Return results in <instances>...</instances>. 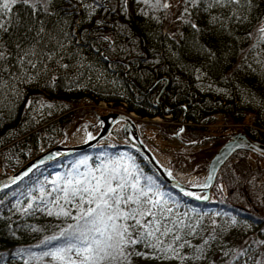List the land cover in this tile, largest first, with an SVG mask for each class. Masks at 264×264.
Returning <instances> with one entry per match:
<instances>
[{
    "label": "trees",
    "instance_id": "obj_1",
    "mask_svg": "<svg viewBox=\"0 0 264 264\" xmlns=\"http://www.w3.org/2000/svg\"><path fill=\"white\" fill-rule=\"evenodd\" d=\"M85 2L92 3L93 0ZM102 2L109 9L115 8V11L105 12L101 7L89 18L79 0H55L54 9L60 15L48 18V27L52 28L63 17L70 21L67 25H61L64 31L74 32V35L70 34L66 38L63 62L70 65L82 64L84 67L79 68L78 72L70 68L65 73L53 64L56 74L61 76L54 87L24 86L26 98L43 97L57 106L51 110L45 109L42 117L36 115L35 120H32L35 113L25 109L26 100L18 101L10 114L7 109L4 110L0 116V164L4 174H0V178L19 170L32 157L29 156L31 150L35 152V157L43 152L39 150L40 146V149H47L57 144L64 137L67 127L77 119L88 114H97L95 104L100 101L111 102L127 113L134 112L139 124L144 117H162L171 113L176 116L183 113L185 121L193 122L198 128L188 126L177 137L163 130L164 134L176 138L183 145L180 149H158L166 153L190 155L192 160L198 159L203 153L211 156L212 149L219 142L223 143L239 131H244L251 139L264 143V73L256 64H253V68L257 69L255 72L246 67H237L243 63L244 51L254 42L253 39L244 37L258 24L256 17L264 15V0H256L259 7L253 10L251 23H231L229 31L213 29L207 23L206 13L193 12L192 19L202 29H206L198 37L200 44L211 48L216 54V58L212 60L192 47L193 30L176 20L183 10L182 7L177 11L170 9L171 15L167 19L163 12L155 13L161 20L157 23L151 18L153 13L148 17L139 14V9L144 6L136 3V0H128L126 14L121 9L123 0ZM14 11L21 12L22 6L16 5ZM213 11L215 14L224 11L227 15L226 10ZM69 12L71 15H68ZM97 21L103 23L98 25ZM122 25L127 26L129 35L123 34ZM170 27L175 32L174 39L169 37L172 33ZM105 36L110 40L98 38ZM129 37L134 38L136 43ZM4 40H8L7 35ZM169 46L177 53L176 56L170 55ZM261 47L264 48V45ZM9 51L14 49L9 46ZM156 59L160 62L153 63ZM193 68H199L207 75L198 80V74L193 72ZM66 76L79 78L74 82L65 79ZM208 85L212 87L209 88ZM238 85L247 89L256 99L257 105L247 106L242 103L236 91ZM216 89L226 90L229 95L223 96ZM80 102L93 106L72 109L73 104ZM48 111L52 114L47 115ZM215 114H221L224 120L233 123L241 122L245 116H253L252 122L256 129L221 128L214 133L217 137L210 141L203 139L204 134L200 133L203 128L201 124L212 121ZM142 126L140 124V128ZM114 134L117 139L125 140V143L101 140L86 150L65 155L35 168L14 185L0 191V254H3L0 256V264H24L27 256L13 255L21 248L30 249L40 256L48 249L43 245L35 246L45 236L57 234L60 228L73 223L70 219L48 216L40 211L22 217L16 212L14 205L19 203L25 206L29 201V193L38 196L41 187L46 191L51 190L53 180L72 171L86 157L91 167L99 165L101 160L120 156L128 162L130 157L141 175L142 185L149 183L147 178L150 177L154 192L163 196L166 206L173 208L174 215L183 217L187 214L193 219L203 217L206 226H210L213 220L221 225L230 223L231 217H236L237 225L223 237L229 247L241 246L244 240L253 238L264 240V157L260 154L249 149L235 151L218 171L210 197L203 200L185 195L168 185L147 158L128 145L122 129ZM142 140L153 143L144 133ZM80 170L83 171L84 167L81 166ZM25 224L41 231L25 228ZM208 230H211L210 227ZM13 231L15 235H12ZM56 243L53 242V245ZM192 243L199 244L200 240L192 239ZM137 250H141L139 245ZM260 250L264 251V247ZM189 251L188 248L184 249V252ZM207 255L208 260L197 264H209V261L224 264L216 245H213ZM29 264H51V259L43 257L39 262L29 260ZM131 264L179 262L133 256ZM186 264H192V261Z\"/></svg>",
    "mask_w": 264,
    "mask_h": 264
},
{
    "label": "snow or ice",
    "instance_id": "obj_2",
    "mask_svg": "<svg viewBox=\"0 0 264 264\" xmlns=\"http://www.w3.org/2000/svg\"><path fill=\"white\" fill-rule=\"evenodd\" d=\"M79 3L89 18L101 7L105 12L115 11V8L106 7L102 0H93L92 4L79 0ZM136 3L144 6L139 9V14L148 17L153 13L151 18L157 23L161 20L155 13L163 12L165 19L171 15L170 0H136ZM54 4L55 0H0V116L5 109L10 114L18 101L26 100L25 109L35 113L32 120H35L36 115L42 117L45 109L51 110L57 106L43 97L26 98L24 86L54 87L61 76L56 74L53 64L65 73L70 68L78 72L79 68L84 67L82 64L63 62L66 38L70 34L74 35V32L64 31L61 25H67L70 21L63 17L52 28L48 27V18L60 15L54 9ZM16 5L22 6L21 12L14 11ZM177 6H182L183 10L176 20L193 30L192 47L209 60L215 59L216 54L211 48L200 44L198 37L206 29H202L192 19L193 12L206 13L207 23L213 29L229 31L231 23H251L253 10L259 7L256 0H178ZM121 9L127 13L128 0H123ZM214 9L226 10L227 15L224 11L215 14ZM256 19L258 24L244 37L254 42L244 51L243 63L237 67H246L255 72L257 69L253 68V64H256L264 73V48L261 47L264 45V15ZM102 23L97 21L98 25ZM121 28L124 35H129L126 25ZM5 35L8 36L7 41L4 40ZM180 35L183 38V33ZM169 37L174 39L175 33H170ZM98 38L110 40L106 36ZM129 38L136 43L134 38ZM176 43L179 44V41ZM9 46L14 51H9ZM169 53L171 56L177 55L170 46ZM159 62V59L153 61ZM193 72L198 74V80L207 75L199 68H193ZM64 78L75 82L79 77ZM51 114V111L47 112V115ZM179 131L183 132L184 129ZM89 139H92L91 133ZM81 166L84 167L83 171L80 170ZM24 175H28V172ZM211 179L209 176L208 180ZM147 180L149 183L142 185L141 175L130 157L128 162L123 156L101 160L96 167L88 165L87 157L80 160L72 171L51 182V190L46 191L41 187L38 196L29 193V201L25 206L19 203L14 205L22 217L40 211L48 216L70 219L73 223L60 228L57 234L45 236L35 246L47 247L48 250L40 256L30 249L21 248L13 254L14 257L27 256L24 264H29V260L39 262L43 257H50L51 264H131L133 256L177 260L179 264L192 261V264H197L208 260V252L216 245L224 264H264V251L260 250L264 247V240H244L241 246L235 247H229L224 241L223 237L237 225L236 217H231L230 223L221 225L213 220L210 226H206L203 217L193 219L187 214L183 217L174 215L173 208L166 206L163 196L154 192L151 178ZM184 194L196 199H208L207 196L192 192ZM24 227L41 231L27 224ZM12 235H15V231ZM192 239H199L200 243L193 244ZM53 242L57 243L53 245ZM138 245L141 250H137ZM185 248L190 251L184 252ZM209 264H215V261H209Z\"/></svg>",
    "mask_w": 264,
    "mask_h": 264
},
{
    "label": "rangeland",
    "instance_id": "obj_3",
    "mask_svg": "<svg viewBox=\"0 0 264 264\" xmlns=\"http://www.w3.org/2000/svg\"><path fill=\"white\" fill-rule=\"evenodd\" d=\"M170 2L172 4V8H171L172 10L177 11L179 8L182 7V6L181 7L177 6L178 0H170ZM89 4H92V3L90 2ZM170 30L172 33H175L171 27H170ZM236 91H237V93H238L243 104H245L247 106L257 105L256 99L249 94V92L247 91L246 88L238 85V86H236ZM219 92L223 93L222 94L223 96L229 95V92L226 90L219 91ZM95 105H96V109L98 110L97 114H95V115H89L88 114L84 118L77 119L75 122H73L72 124H70L67 127V129L64 133V137L60 138V141L57 144H54L50 148H47V149H44V148L40 149V147H42V146H40L39 150H43V152L39 153L38 155L46 152L47 150H49V149H51L57 145L73 146V145H77V144H82V143L88 141L89 133H91L92 138H94L99 133V131L101 130L102 124L98 123L99 117L103 116V115L110 114V113L127 114L128 116H130L133 119L134 123L136 124V127L139 131L140 138L142 139V136L144 133V134H146V136L150 140H152L153 143L145 142V141H143V142L145 144L150 145L151 147H153L155 150L161 152L162 154H166L168 156L167 157V164H169L170 166L176 167V168L188 167V169L191 170L192 172H199V171L204 170L206 168L209 169L211 159L214 157L216 152L223 146V144L231 138L230 137L229 139H226V141H224L223 143L219 142L216 145L215 149H212L213 154L211 156H207L205 153H203V155L201 157H199L198 159L192 160L191 158H189V157H191L190 155L187 156L186 154L166 153V152H163V151L158 149V147H160L162 149H167V150L180 149L183 145V143L182 142L179 143L176 138L169 137V135L164 134L163 130L166 132H170V133L174 134V136L177 137V136H179V133H180L179 130L181 128H183L184 130L187 129L188 126L198 128V127H196V125H194L193 122L185 121V117H184L185 115L183 113L176 115V116L171 113L168 115L166 114L162 117L161 116H156V117H152V118L144 117V118H142V120H140L141 126L143 125L140 128V124L138 122H136V119H138L137 115L134 112L127 113L122 108L116 107L115 105H113V103L106 102V101H100ZM92 106H93L92 104H87L86 102H80L78 104H73L72 109L85 108V107L91 108ZM252 119H253V116H249V117L245 116L241 122L233 123L231 121L224 120L223 115L215 114L212 121H209L206 123L204 122L201 124V126L203 128H202V130H200V133L204 134L203 139H207V140L209 139V141H210V140H212L213 137H217V136H214V133L217 130L219 131V129H221V128L222 129L223 128H225V129L226 128L227 129H229V128H240L243 130L244 129H253L254 130V129H256V127L254 126ZM120 121H122V122L117 124ZM124 124H125L124 121L119 119L116 123H114L110 134L107 136V138H104V139H109V140L119 142V143H125V140L117 139V137L114 134L115 131L122 129ZM201 126H199V127H201ZM260 130H262V129H260ZM239 132H244V131H239ZM235 133H237V132H235ZM235 133H233V134H235ZM227 135H229V134L227 133ZM104 139H102V140H104ZM222 141H223V139H222ZM205 144L207 145L208 143L206 142ZM205 144H204V146H206ZM200 145H203V143H200ZM240 149L252 150V149L247 148V147L240 148ZM189 152H191V151H189ZM34 153L35 152H33V150H31L29 152V154H30L29 156L33 157ZM258 154H260L262 157H264V153H258ZM32 157L29 159L31 160L34 158V157L33 158ZM30 160H28L26 163H28ZM56 160H58V159H56ZM23 166H21L20 168H22ZM20 168H19V170H20ZM17 171L18 170H16L15 172H17ZM15 172L10 173L9 175L14 174ZM0 174H4V169L2 168L1 164H0ZM207 176H208V173H207ZM1 179H3V178H0V180ZM205 179L199 180V181H190L186 185L193 187L192 185H199L200 183L204 182ZM2 190H4V189H2ZM2 190H0V191H2ZM196 195L206 196V194L204 192L196 194Z\"/></svg>",
    "mask_w": 264,
    "mask_h": 264
},
{
    "label": "water",
    "instance_id": "obj_4",
    "mask_svg": "<svg viewBox=\"0 0 264 264\" xmlns=\"http://www.w3.org/2000/svg\"><path fill=\"white\" fill-rule=\"evenodd\" d=\"M119 119L123 120L125 123L124 126L122 127V131L125 136V139L128 141V145L134 147L139 152H141L147 158L150 164L154 167L157 174L168 185L172 186L181 193L192 192L195 194H199L204 192L206 196L209 198L218 170L236 150L247 147L258 153H264V143L251 139L244 132H237L235 134H232L231 138L223 144V146L216 152L214 157L211 159L208 169V176L204 182L199 184L202 185L204 183H207L209 186L208 187L187 186L186 184L180 182L176 178L170 176L167 173V170L158 163V161L146 148L143 140L140 138L136 124L134 123L133 119L130 116H128L127 114L110 113L99 117L98 123L102 124L101 130L94 138L88 139V141L82 144H77L73 146L57 145L47 150L46 152L35 156L22 168H20V170H18L12 175H8L5 178L1 179L0 190L6 189L14 185L16 182L27 176L24 175L25 172H28L29 174L39 166L52 162L65 155L72 154L77 151H83L96 145L102 139L107 138V136L110 134L112 130L114 123H116ZM29 169H31V171H29ZM209 176L212 177L211 180H208ZM13 180H15V183H13ZM181 189H183V191Z\"/></svg>",
    "mask_w": 264,
    "mask_h": 264
},
{
    "label": "bare ground",
    "instance_id": "obj_5",
    "mask_svg": "<svg viewBox=\"0 0 264 264\" xmlns=\"http://www.w3.org/2000/svg\"><path fill=\"white\" fill-rule=\"evenodd\" d=\"M132 114V113H131ZM122 121L118 122L117 124L121 123ZM146 148L150 151V153L154 156V158L158 161L160 165H162L166 170L167 173H171L170 176L176 178L180 182L187 184L190 181H199L204 180L207 177L208 169L201 170L199 172H192L188 169V167L185 168H176L173 166H170L167 164V155L162 154L161 152L155 150L153 147H151L148 144H145Z\"/></svg>",
    "mask_w": 264,
    "mask_h": 264
}]
</instances>
